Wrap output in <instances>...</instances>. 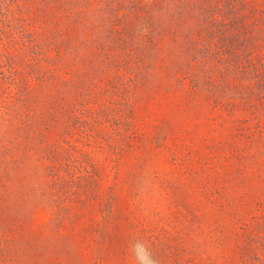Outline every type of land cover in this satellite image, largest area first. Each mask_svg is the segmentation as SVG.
Returning <instances> with one entry per match:
<instances>
[{"label": "rangeland", "instance_id": "rangeland-1", "mask_svg": "<svg viewBox=\"0 0 264 264\" xmlns=\"http://www.w3.org/2000/svg\"><path fill=\"white\" fill-rule=\"evenodd\" d=\"M214 5L0 0V264H264V110L202 88Z\"/></svg>", "mask_w": 264, "mask_h": 264}, {"label": "trees", "instance_id": "trees-1", "mask_svg": "<svg viewBox=\"0 0 264 264\" xmlns=\"http://www.w3.org/2000/svg\"><path fill=\"white\" fill-rule=\"evenodd\" d=\"M214 6L217 11L200 29L195 49L213 55L221 72L217 80H206L202 88L215 100L231 92L229 97L244 100L249 109L264 110V0H257V10L250 0H215ZM247 24L257 27V64L242 58L253 49V31ZM233 73L234 79L226 78ZM189 77L192 86H198L196 75Z\"/></svg>", "mask_w": 264, "mask_h": 264}, {"label": "clouds", "instance_id": "clouds-1", "mask_svg": "<svg viewBox=\"0 0 264 264\" xmlns=\"http://www.w3.org/2000/svg\"><path fill=\"white\" fill-rule=\"evenodd\" d=\"M132 250L138 264H158V261L153 258L151 252L143 243H135Z\"/></svg>", "mask_w": 264, "mask_h": 264}]
</instances>
